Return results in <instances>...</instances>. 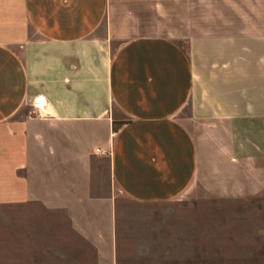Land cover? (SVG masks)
I'll use <instances>...</instances> for the list:
<instances>
[{
	"label": "crops",
	"instance_id": "0c3cea01",
	"mask_svg": "<svg viewBox=\"0 0 264 264\" xmlns=\"http://www.w3.org/2000/svg\"><path fill=\"white\" fill-rule=\"evenodd\" d=\"M263 221L264 0H0V264H239Z\"/></svg>",
	"mask_w": 264,
	"mask_h": 264
},
{
	"label": "rangeland",
	"instance_id": "374dc122",
	"mask_svg": "<svg viewBox=\"0 0 264 264\" xmlns=\"http://www.w3.org/2000/svg\"><path fill=\"white\" fill-rule=\"evenodd\" d=\"M117 48H118V45L114 44L113 45V50H114L113 52L114 53L117 50ZM126 122L127 121L122 116L119 115L116 119L115 129L118 130ZM2 231L5 232L7 235V227L2 228ZM260 243H262V244H260V246L258 245V248H259L258 254L261 255L263 258L256 260V261H240L239 264H264V237H260Z\"/></svg>",
	"mask_w": 264,
	"mask_h": 264
},
{
	"label": "bare ground",
	"instance_id": "6f19581e",
	"mask_svg": "<svg viewBox=\"0 0 264 264\" xmlns=\"http://www.w3.org/2000/svg\"><path fill=\"white\" fill-rule=\"evenodd\" d=\"M44 105H45V102L42 100L40 106L43 107ZM44 108H45V107H44Z\"/></svg>",
	"mask_w": 264,
	"mask_h": 264
}]
</instances>
